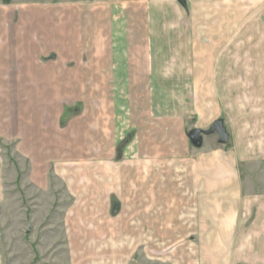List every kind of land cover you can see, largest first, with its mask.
Segmentation results:
<instances>
[{"label": "crops", "instance_id": "1", "mask_svg": "<svg viewBox=\"0 0 264 264\" xmlns=\"http://www.w3.org/2000/svg\"><path fill=\"white\" fill-rule=\"evenodd\" d=\"M78 5L61 13L46 8L47 40L61 49L69 46V35L63 33L67 19H84L91 6L93 83H151L153 97L162 92L160 85L172 84L173 111L164 118L158 107L152 112L142 108L139 119L127 121L126 131L135 134L123 166L114 157L117 140L108 141L113 147L108 155L99 150L91 192L94 210L103 213L93 223L98 241L87 242L89 250L75 258L116 264L113 246L106 245L101 231L116 224L111 213L140 212L143 230L149 212H164L169 195L182 204L179 211L189 213V238L198 244L174 264H264V0H86ZM18 15L13 9L0 11V60L8 62L0 63V84L14 82L11 78L31 81L28 74L21 80L15 61L9 64L17 56L3 53L11 43L18 41L19 47L32 40L30 29L2 26ZM20 15L25 22L36 16ZM53 24L62 30L59 42L53 41ZM164 53H169L166 59ZM117 111L108 110L110 121L118 123ZM104 120L101 113L98 143L106 135ZM215 124L226 130V144L218 134H204ZM86 224L78 221L77 226ZM84 231L75 238L78 244L92 239V232L86 238Z\"/></svg>", "mask_w": 264, "mask_h": 264}, {"label": "rangeland", "instance_id": "2", "mask_svg": "<svg viewBox=\"0 0 264 264\" xmlns=\"http://www.w3.org/2000/svg\"><path fill=\"white\" fill-rule=\"evenodd\" d=\"M81 2L86 0H0V11L19 13L10 25L2 26L17 31L25 27L32 38L21 41L20 48L18 41L11 43L3 52L8 58L12 53L17 56L18 61L9 64L15 61L21 80L28 74L31 81L17 83L11 78L14 82L0 84V264H94V259L75 256L89 250L87 242L98 241L93 223L103 213L94 210L96 198L91 192L99 150L105 149L108 155L109 150L113 152L108 141L117 140L114 157L123 166L135 134L126 131L127 121L139 119L140 110L147 107L149 112L158 107L163 113L159 116L172 117V84L160 85L162 92L153 97L155 85L151 83H93L91 6L84 10V19L67 17L69 26L63 33L69 35V46L61 49L47 40L46 8L61 13L63 8L70 10L69 5L79 8ZM28 12L36 15L34 20L20 19V14ZM59 27L53 24L51 28L54 42H59ZM113 107L118 109V123L109 118ZM101 113L106 116V135L98 143ZM152 116L156 118L155 113ZM178 201L166 196L164 212H149V226L143 230L140 212L111 213L116 215V224L101 231L106 245L113 246L116 264H174L173 260H185L189 251H196V240L189 238V213L179 211L183 206ZM114 202L113 208L118 209L119 202ZM78 221L87 222L88 228H78ZM80 231L86 232V238L92 232V239L81 235L79 241L83 239L85 245L75 239ZM142 234L148 239L142 241ZM128 255L133 258L126 260Z\"/></svg>", "mask_w": 264, "mask_h": 264}, {"label": "water", "instance_id": "3", "mask_svg": "<svg viewBox=\"0 0 264 264\" xmlns=\"http://www.w3.org/2000/svg\"><path fill=\"white\" fill-rule=\"evenodd\" d=\"M197 134H200V133L198 132ZM204 134H207V135H210V134H218L219 137H220V141H221L222 144H226L228 142V135L226 133V130L222 126V124H215L211 128V130L209 132L204 133Z\"/></svg>", "mask_w": 264, "mask_h": 264}, {"label": "trees", "instance_id": "4", "mask_svg": "<svg viewBox=\"0 0 264 264\" xmlns=\"http://www.w3.org/2000/svg\"><path fill=\"white\" fill-rule=\"evenodd\" d=\"M202 133V132H201ZM191 139L194 141V138H195V134H191ZM197 147H199L200 145L199 144H196Z\"/></svg>", "mask_w": 264, "mask_h": 264}]
</instances>
